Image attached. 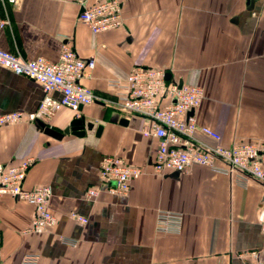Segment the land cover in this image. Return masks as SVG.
Segmentation results:
<instances>
[{"label":"crops","instance_id":"1","mask_svg":"<svg viewBox=\"0 0 264 264\" xmlns=\"http://www.w3.org/2000/svg\"><path fill=\"white\" fill-rule=\"evenodd\" d=\"M102 1L5 4L0 49L57 61L68 45L81 58L95 59L82 84L103 101L116 100L121 90L111 83L124 85L133 69L165 70L174 82L203 88L193 116L221 136L220 144H264V0H118L123 27L95 35L78 16L83 6ZM43 96L38 82L0 67V115H24L0 128V164L34 158L24 188L49 186L58 218L45 233H28L33 208L3 197L0 264H248L253 252L264 263L261 183L196 165L160 174L152 165L159 142L143 136L141 118L98 101L78 113L64 108L31 120ZM80 117L93 129L84 137L66 135ZM195 138L218 144L200 132ZM105 156L123 157L142 170L127 195L113 194L103 183ZM90 188L100 190L97 197L88 196ZM162 211L183 215L179 233L157 231Z\"/></svg>","mask_w":264,"mask_h":264},{"label":"built area","instance_id":"2","mask_svg":"<svg viewBox=\"0 0 264 264\" xmlns=\"http://www.w3.org/2000/svg\"><path fill=\"white\" fill-rule=\"evenodd\" d=\"M20 0H0V16L3 5H16ZM121 4L118 0H104L94 6H83L78 21L87 26L95 35L123 27ZM4 23L0 22V29ZM0 67L8 68L18 76H25L38 82L44 96L39 110L30 116L31 120L53 116L64 108L76 113L81 107L91 106L98 101L112 104L127 117H139L144 121L142 134L158 140V150L153 159V168L160 174L169 172L185 173L192 166L210 168L229 175L255 180L264 186V144H233L223 146L221 136L214 130L200 126L191 112L198 110L204 100V90L180 82L166 80L167 71L149 67H137L128 75L124 85L114 81L111 86L120 89L115 101H103L93 90L82 84L88 72L95 70L93 58H81L77 52L64 45L59 59L50 61L43 57L33 60L23 58L0 49ZM19 112L0 115V128L22 121ZM211 138L218 144L214 147L197 141L195 134ZM35 159L28 158L19 164H0V200L11 196L33 208L31 225L27 230L32 234H43L58 224L57 216L51 211L53 197L49 186L24 188L27 175ZM142 170L128 164L125 158L105 156L101 162L102 181L113 194L127 195L132 182L139 178ZM100 190L90 188L91 198ZM71 218L82 224L88 219L79 214ZM183 215L173 212H159L157 231L176 234L181 231ZM67 244L75 246L66 240ZM248 264H264L257 252H253Z\"/></svg>","mask_w":264,"mask_h":264},{"label":"water","instance_id":"3","mask_svg":"<svg viewBox=\"0 0 264 264\" xmlns=\"http://www.w3.org/2000/svg\"><path fill=\"white\" fill-rule=\"evenodd\" d=\"M166 80H171V74H167L166 75ZM183 85V82H180V86ZM82 109V107L80 108V110ZM193 115V112L190 113V116ZM38 125L44 130L47 128V125L41 121L38 120L37 121ZM120 124L122 125H127L128 122L125 119H121L120 120ZM94 127V124L92 123H87L86 120L84 118H75L71 124L66 128V130L64 131V133L66 135H75V136H79V137H84L88 131H91ZM103 130V127L100 126L98 128V135L101 133V131Z\"/></svg>","mask_w":264,"mask_h":264}]
</instances>
